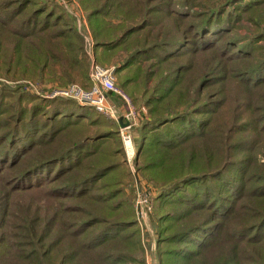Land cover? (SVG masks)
Instances as JSON below:
<instances>
[{
	"label": "trees",
	"instance_id": "obj_1",
	"mask_svg": "<svg viewBox=\"0 0 264 264\" xmlns=\"http://www.w3.org/2000/svg\"><path fill=\"white\" fill-rule=\"evenodd\" d=\"M79 1L97 64L151 114L138 172L160 190L161 264H264V0ZM83 47L57 5L0 0V78L89 91ZM13 88L0 84V264H143L118 124Z\"/></svg>",
	"mask_w": 264,
	"mask_h": 264
},
{
	"label": "rangeland",
	"instance_id": "obj_2",
	"mask_svg": "<svg viewBox=\"0 0 264 264\" xmlns=\"http://www.w3.org/2000/svg\"><path fill=\"white\" fill-rule=\"evenodd\" d=\"M47 1L60 7L74 23L77 33L81 37L83 42V46H84L83 53L86 55L87 59L90 62V69H89V78H90L91 66L93 64V61L96 62V58H95V40L87 12L83 8L79 0H47ZM246 32L249 33L247 29ZM91 52H93L94 58L92 57ZM105 68L112 70L114 69V73H115L114 65L107 66ZM116 81H117L116 84L123 89L117 78ZM0 84H6L15 87L13 88L14 90L18 89L20 92H28L30 94H34L35 96L47 100L50 99L45 96L50 95L56 89L68 88L72 85H76L82 88L81 85L77 83H68L66 85H61L58 82L34 81L32 79L11 80L9 78H0ZM110 101L116 106L117 108L116 115L118 117L123 116L127 113V110L124 107V103L118 97L111 96ZM133 104L136 110L139 111L138 113L139 119L137 121L138 125L132 128V130L128 131L129 134L128 136H131L133 138V144H132L133 155L131 159L127 155L126 146L120 134V139L125 153V164L127 166V170L129 171L132 177V180L130 181V183L126 188V193L130 195L132 198L133 209L135 212L138 201L141 200L143 197H145V194H150V193L153 194V196L151 197L152 212L147 221V224L141 227L136 217L137 228L140 233V244L142 248V253L139 259L142 260L143 264H147V260H149L151 264H161L160 256H159L160 234H159V227H158L156 206H155L156 199L159 195L160 190L150 180L141 176V174L138 172V160H139L138 144L140 139L138 130L144 122L151 119V114L149 113L147 107H145L143 104L140 106H137L134 102ZM188 110H190V107L179 109V111L182 112ZM103 116L111 121L116 122L121 129L119 120L117 121L114 118H111L106 115ZM4 195L7 196L6 193H4ZM19 199L20 197H16L15 201Z\"/></svg>",
	"mask_w": 264,
	"mask_h": 264
},
{
	"label": "built area",
	"instance_id": "obj_3",
	"mask_svg": "<svg viewBox=\"0 0 264 264\" xmlns=\"http://www.w3.org/2000/svg\"><path fill=\"white\" fill-rule=\"evenodd\" d=\"M91 55L94 58L93 52H91ZM90 79L93 86L89 91L72 85L68 88L56 89L45 97L49 99L64 98L73 100L81 106L94 108L97 112L114 118L117 121L122 119L126 125L121 127L120 134L126 146L127 155L131 159L133 155V138L128 136V131L138 125L139 111L134 107L133 100L129 94L116 84L114 69L103 68L93 61ZM111 96L118 97L124 103V107L127 110L125 115L119 117L116 115L117 108L111 103ZM152 196V193L145 194V197L138 201L135 213L141 227L147 224L152 212ZM147 264H151L149 260H147Z\"/></svg>",
	"mask_w": 264,
	"mask_h": 264
},
{
	"label": "water",
	"instance_id": "obj_4",
	"mask_svg": "<svg viewBox=\"0 0 264 264\" xmlns=\"http://www.w3.org/2000/svg\"><path fill=\"white\" fill-rule=\"evenodd\" d=\"M119 124H120L121 127H124L126 125V124L123 123L122 119L119 120Z\"/></svg>",
	"mask_w": 264,
	"mask_h": 264
}]
</instances>
